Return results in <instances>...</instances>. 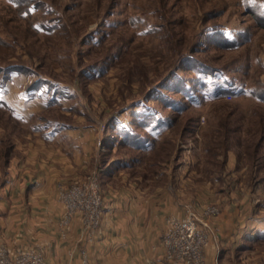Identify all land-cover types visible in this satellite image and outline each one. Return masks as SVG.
Wrapping results in <instances>:
<instances>
[{
	"label": "rangeland",
	"instance_id": "374dc122",
	"mask_svg": "<svg viewBox=\"0 0 264 264\" xmlns=\"http://www.w3.org/2000/svg\"><path fill=\"white\" fill-rule=\"evenodd\" d=\"M263 94L264 0H0V190L24 149L78 150L75 131L93 130L94 165L59 189L104 200L114 171L146 189L171 184L199 214L219 207V240L233 190L260 187L249 196L264 200Z\"/></svg>",
	"mask_w": 264,
	"mask_h": 264
},
{
	"label": "crops",
	"instance_id": "0c3cea01",
	"mask_svg": "<svg viewBox=\"0 0 264 264\" xmlns=\"http://www.w3.org/2000/svg\"><path fill=\"white\" fill-rule=\"evenodd\" d=\"M92 131H75L77 146L82 145L78 150L44 147L39 142L12 158L7 185L0 190V243L11 249L41 246L44 264H82L83 249L93 264H177L166 258L162 243L167 219L185 214V199L179 193L184 189L171 184L167 189H146L127 181L120 171L110 172L111 179L122 177L119 184H108L104 190L99 227H85L79 215L62 222L66 208L59 183L68 185L94 165ZM236 190L231 192L232 200L225 198L216 218L220 227L215 239H221L206 246V264H216L219 245L222 264L229 263L228 255L234 264H264V247L258 245L264 244V200L252 201L249 190L246 194ZM237 195H245L247 204ZM242 248L249 252L246 261L235 258Z\"/></svg>",
	"mask_w": 264,
	"mask_h": 264
},
{
	"label": "built area",
	"instance_id": "2783aa9c",
	"mask_svg": "<svg viewBox=\"0 0 264 264\" xmlns=\"http://www.w3.org/2000/svg\"><path fill=\"white\" fill-rule=\"evenodd\" d=\"M59 195L66 208L63 223L73 215H80L84 225L97 229L101 219L103 199L96 188L93 191L86 186L74 185L68 189L60 188ZM193 203L185 204L182 217L170 216L162 234V243L167 259L177 264H206L205 249L215 235L216 227L211 217L220 209L208 204L198 213ZM45 254L41 246H21L11 249L6 243H0V264H44ZM82 264H91L88 252L82 250Z\"/></svg>",
	"mask_w": 264,
	"mask_h": 264
},
{
	"label": "trees",
	"instance_id": "16d2710c",
	"mask_svg": "<svg viewBox=\"0 0 264 264\" xmlns=\"http://www.w3.org/2000/svg\"><path fill=\"white\" fill-rule=\"evenodd\" d=\"M24 70H26V67H21V68L17 67V68H11L10 70H8V72H9V75H10L14 71L19 73V72H22ZM48 80H50V79H48ZM47 82H50V81L42 80L35 87L36 88L39 87V89L44 88L45 92L52 93L53 96H54V99H57V95L58 94H62L63 93L62 92L63 89L60 86H58V85H54L53 81L50 82V83H47ZM46 86H48L47 89H46ZM53 88H55V89H53ZM34 89L35 88L32 87V88L29 89V91L30 90L33 91ZM261 96L264 98V94L261 95ZM151 114H153V112ZM120 128L125 130V126L120 127ZM140 136L141 135L138 134L136 131H133V129H130V130L127 129L126 134L124 135V139H126L127 143L133 144L135 146H137V145L145 146V141L146 140H144L145 138L142 139V137H140ZM146 146H147V144H146Z\"/></svg>",
	"mask_w": 264,
	"mask_h": 264
}]
</instances>
